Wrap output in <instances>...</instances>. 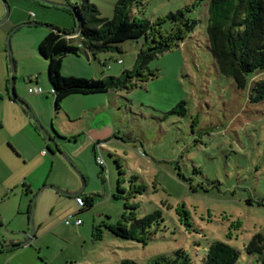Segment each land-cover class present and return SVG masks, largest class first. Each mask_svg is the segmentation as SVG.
<instances>
[{"label": "rangeland", "instance_id": "rangeland-1", "mask_svg": "<svg viewBox=\"0 0 264 264\" xmlns=\"http://www.w3.org/2000/svg\"><path fill=\"white\" fill-rule=\"evenodd\" d=\"M68 1L82 4V0ZM89 1L98 7L102 16L111 17L117 0ZM139 1L143 5L133 4L132 15L144 16L159 26L151 39L173 38L171 43L175 46L149 62V69L157 72L155 77L130 90L95 95L93 102L86 99L91 97L73 99L71 95L55 110L53 94L49 92V60L38 53L40 41L34 39V29L21 26L10 36L15 94L35 116L31 108L34 105L40 113V118H35L44 130L54 133L55 128L58 135H64L54 141L70 165L83 176L86 183L83 193L94 197L91 206L80 210L73 198L64 199L65 214L76 211V217L81 219L77 226L66 225L62 205L55 206L53 199H47L48 203L46 201L39 209L52 220L53 228L38 231L39 241L49 245L45 248L49 255L59 252L68 257L71 264H116L124 258L134 260L135 264H146L157 255L173 256L178 248L186 251L194 263L204 264L208 244L218 239L239 252L236 264H260L264 248L261 255L248 253L246 244L257 233L264 237V99L253 100L250 89L252 81L264 80V70L255 72L246 87L238 88L231 77L215 68L207 46L209 0ZM24 2L35 10H52L36 0ZM8 4L10 6L9 1ZM185 6L188 9H184ZM0 9L3 10L1 19L6 11L1 0ZM177 9L196 23L188 32L180 25L175 33L166 34L163 30L172 26L166 16ZM64 14L70 16L67 12ZM37 28L47 29L45 26ZM174 36L182 37L177 40ZM69 44L79 46L76 40ZM140 44L141 40H128L123 43L122 53L100 52L96 58L84 53L66 55L61 74L87 78L119 76L123 70L132 69ZM113 56L122 62L113 61ZM87 66L96 76L88 74ZM84 73L88 76H83ZM6 85L9 94L10 68L5 50L0 53L3 98L0 99V210L8 218L0 226V232L12 234L18 222L7 220L16 214L25 192L22 181L31 183L34 189L39 187L34 195L42 188L43 184H39L51 169L52 159L55 161L53 178L61 175V167L72 171L79 181L80 178L46 137L41 144L27 124H34L28 110L7 96ZM33 87H40L42 94L34 93ZM181 100L185 102L186 111L167 113ZM80 104H94L98 109L88 111L85 118L74 123L67 117L66 109L73 111L74 105L80 107ZM78 112L75 115L79 116ZM91 116L104 121L106 132L100 134L99 139L110 137L109 140L90 142L84 134L76 141L70 139L69 133L75 124L87 120L89 125L85 128L91 126ZM97 143H100L99 148ZM97 156L105 162L103 173ZM131 176L138 179L129 189ZM7 186L11 189L8 194ZM127 191L128 203L135 206L136 216L154 209L161 211L163 220L158 229L142 242L117 237L106 230L99 240H94L95 225H125L122 221L126 214L125 200L116 195L126 196ZM23 197L29 199L28 194L24 193ZM74 219L70 221L73 223ZM24 225L28 227L25 217Z\"/></svg>", "mask_w": 264, "mask_h": 264}, {"label": "trees", "instance_id": "trees-1", "mask_svg": "<svg viewBox=\"0 0 264 264\" xmlns=\"http://www.w3.org/2000/svg\"><path fill=\"white\" fill-rule=\"evenodd\" d=\"M63 2L72 5L76 14L64 7L38 2L44 7L57 8L70 15L73 21L72 28L61 30L70 32L78 23V30L74 37L67 38L50 29L38 44V53L49 60L47 73L51 86L49 92L53 94L54 109L60 106L65 97L74 93L130 90L143 85L148 79L157 75L156 70L149 69V62L175 46L171 43L173 38L168 41L151 39L154 29L159 27L158 23L144 16L132 15L133 4L143 5L139 0H117L111 17L102 16L98 7L89 0H82L81 6L76 2L72 4L68 0ZM184 9H188V6ZM142 12L141 10L140 13ZM166 19L172 23L170 29L163 30L166 34L175 33L180 25L186 27L185 31L188 32L196 23L195 19L185 16L181 9L170 12ZM206 34L207 46L215 68L225 76L231 77L238 88L246 87L252 81L251 77L255 72L264 70V0H209ZM181 37L174 36V39L178 40ZM73 40L78 42V47L69 44V41ZM128 40H141V44L132 69L123 70L119 76L106 75L100 78H87L61 74L62 61L66 55L84 53L87 57L91 54L96 58L100 52L122 53L123 43ZM112 60L120 62L117 56H113ZM139 76L143 77V80L138 81ZM250 89L253 91L251 96L253 100L264 99V80L252 81ZM5 90L9 96L7 85ZM1 97L0 95V99ZM184 103L182 100L179 101L167 113L186 111ZM137 179V176L130 177L129 189L136 185ZM118 187H120L119 184ZM129 191L126 192V196L116 195L125 200L126 214L122 218L125 225L117 223L95 225L92 231L94 240H99L103 231L106 230L114 236L142 242L158 229L160 221L163 220L161 211L154 209L143 216H136L133 210L135 206L128 203ZM79 196L84 203L81 208L93 204L92 195ZM263 248L264 237L260 233L255 234L246 244L248 253L258 252L261 255ZM260 257V264H264V257ZM238 258L239 252L234 247L225 241L216 239L208 244L204 264H236ZM116 264H135V262L124 258ZM146 264L196 263L191 260L186 251L178 248L174 250L173 256L157 255Z\"/></svg>", "mask_w": 264, "mask_h": 264}, {"label": "crops", "instance_id": "crops-1", "mask_svg": "<svg viewBox=\"0 0 264 264\" xmlns=\"http://www.w3.org/2000/svg\"><path fill=\"white\" fill-rule=\"evenodd\" d=\"M8 1L10 3V6H11L10 7V14L8 15V17L4 21H2L0 23V53H3L6 50L7 34L14 28V26L16 24H19V23L25 21L27 15H30V20L34 19L36 21L40 20L41 22L44 21L47 23H51V24H54L55 26H57L61 29H64V28L70 29L73 26V21H72L71 17L68 16L67 14L65 15L64 12L60 9L51 7L52 10H50L49 8H44L43 11H40V9L35 10L31 7H27L26 5H24L26 3V2H24V0H8ZM26 4H28V3H26ZM59 13H61L62 15ZM2 14H3V10L0 9V17L2 16ZM39 26H44V25L39 24V25L26 26L29 29H34L32 35H33L34 39L36 40V42H39L50 30L49 28H47L46 30H42L40 28H37ZM18 29H20V28H18ZM18 29L14 30L11 34L15 35L17 33V31H19ZM76 56H78V55H76ZM121 62H122V60L120 59V63ZM87 67H88L87 68L88 74H93L90 76H96L92 72L90 66H87ZM83 76H88V75L85 74ZM91 78H95V77H91ZM108 92L87 93V94L74 93V94H71L73 96H71V95H69V96L75 97L73 99H80L81 97H84V98L91 97V98H86V99H92V102H93V101H96L94 98L95 95H103L104 93L107 94ZM40 94H42V93L40 92ZM69 96H67V97H69ZM1 99H3V98L1 97ZM101 104L105 105L104 103H101ZM108 104H111L109 97H108ZM113 104L116 105V101H114ZM74 106L75 107H74L73 111L66 109L67 117L70 118L69 120L73 121L74 123H76L80 118H85L86 117L85 115L88 111H90V110L96 111L98 109L94 104L90 105V106H85V104L84 105L80 104V107L78 105H74ZM5 107H6V105H5ZM60 107H61V104L58 108H60ZM31 108H33V112H34L35 116L37 118H40V113L35 109L34 105H32ZM101 108H103V106ZM57 109H55V110H57ZM77 111H79L78 112L79 116L75 115V112H77ZM81 114L83 117L80 116ZM27 124L32 129L34 135L37 136L38 139H40L39 141H41V144H43L45 141V136L44 137L41 136L42 133H40V131L38 130V128L36 127L35 124H32L31 122H27ZM88 125H89V123L87 120H85V123L83 122V123L75 124L73 126L72 132L69 133L70 139L72 138V139H74V141H76L80 137L81 134H84V135H86V137L88 138V141H90V142L95 140L96 142L99 141L100 143H104V141L109 140L110 137H106V139H103V140L99 139L100 134L106 132V131H104V121L98 120V119H96V117L91 116V126L88 129H86L85 127H87ZM53 126H54V124H53ZM53 132L54 133L48 132V134L50 135L51 138H53V140L57 139L58 136L62 137V138L64 137V135H62V136L58 135L59 132L55 128L53 129ZM55 132L57 135L55 134ZM54 162H55L54 159H52L51 160V163H52L51 169H49L46 172V175L44 176V178L42 179V181L39 185L51 184V185L58 186L64 190L76 191L81 186V182L79 181L77 176L72 171H70L68 168L61 167V169H62L61 175H59L56 178H53L52 175H53ZM104 167H101L102 173L104 171V169H103ZM106 173H107V178L109 179V171H108L107 167H106ZM22 184L25 186V192L24 193L26 195L28 194L29 199H26V197H23L24 193H22L21 199H20L18 206L16 208V214L13 217H9V220H7L9 222H11L13 219L17 220L18 225L16 228L13 229V231H19V232H17V233L15 232V234H6L3 232H0V237L2 238V241L4 244L13 243V242H21L25 239L26 235L29 232V213H30V210L32 209V200L34 197L33 193L39 187H36L34 189V187H32L31 183H26L25 181H22ZM6 190H7L6 194H8V192L11 191L10 187H8V186H7ZM79 195L86 196V195H91V194L90 193H83V189H82L81 192L75 196H79ZM75 196H65V195L59 194L57 192H53V190H51V189H44L43 191H41L37 195V197L35 198V205H34L33 210H32V220H33V227H34V233L32 235V238L30 239L29 242H27L23 245L17 246V247H12V248H8V249L0 248V264H67V263L71 264L72 261L69 260L68 257L62 256V254H60L59 252H57L58 254L49 255L50 252L48 250L45 251V248L49 247V245L48 244L43 245V243H41L39 241L41 236L38 235V231L44 230V228H46V230L53 228V224H51L52 220H50L48 216H44V214L42 213V211H40L39 208L42 207V205H45L48 203L47 199H53L55 201V206L58 205V207H59V203H60V205H62L60 209L62 210L61 212H63L65 214L66 208H64L65 206H63L64 201H65L64 199H70V197H71L74 199V202L76 204L77 209L80 210L81 207L76 202ZM46 201H47V203H46ZM55 206H53V208H55ZM71 213L76 214V211L75 212H72V211L66 212V214L63 215L64 219L66 218V216L68 214H71ZM24 217L28 221V227L27 228L24 227L25 226L24 225ZM7 218L8 217H6L5 212L0 210L1 226L4 224L3 222ZM71 224H73L75 226L79 225V224L75 223V219H74L73 223H72V221H70V223L66 224V225H71ZM78 230H81V229H79V227H78Z\"/></svg>", "mask_w": 264, "mask_h": 264}, {"label": "water", "instance_id": "water-1", "mask_svg": "<svg viewBox=\"0 0 264 264\" xmlns=\"http://www.w3.org/2000/svg\"><path fill=\"white\" fill-rule=\"evenodd\" d=\"M1 1L5 5L6 11H5L4 16L0 19V23L2 21H4L8 17L9 13H10V6L8 4V1L7 0H1ZM36 1L44 3V4H47V5H50V6L64 7V8H67V9L71 10L74 14H76L75 8L72 5L66 4L64 2H58V1H54V0H36ZM39 24H42V25L46 26L47 28H49L51 30H54L56 32H59V33H61L63 35L75 34L77 32V30H78V23L75 25L73 30H71L70 32H66V31L61 30V28H59V27H57V26H55V25H53L51 23H45V22H39V21H36V20H30V15L26 16L25 21H23V22H21L19 24H16L14 26V28L7 34V38H6V52H7V58L9 59V68H10L9 96H10V98L13 101H17L20 104L25 106V109L28 110V113L30 114V117H31L32 121L34 122V124L36 125V127L38 128L40 133H42L48 139L49 143L52 145L54 150L63 158V160H65V162L67 164L70 165L69 160L63 154V152L58 148V145L53 140V138H51L50 135L48 134V132L45 131L42 128V126L37 122L35 116L31 112V109L21 99H19V97L14 92V72H15V67H14V62H13V58H12V52H11L10 43H9L10 35H11V33L14 30L18 29L21 26H31V25H39ZM71 167L76 172V174L79 176L80 182H81V186L76 191H69V190H64V189H62V188H60L58 186L51 185V184L43 185L42 188H40L34 194V197H33V200H32V209L30 210V213H29V232L26 235L25 239L23 241H21V242H13V243L4 244L3 241H2V238L0 237V248L8 249V248H12V247H17V246L23 245V244H25V243L30 241V239L32 238V235L34 233L33 220H32V210H33V207L35 205V198L37 197V195L41 191H43L44 189H51L54 192H57L59 194L65 195V196H75V195H78L81 192V190L85 186V181H84L83 177L79 174V172L76 171L73 166H71ZM15 232L17 233L19 231H13L14 234H15Z\"/></svg>", "mask_w": 264, "mask_h": 264}, {"label": "built area", "instance_id": "built-area-1", "mask_svg": "<svg viewBox=\"0 0 264 264\" xmlns=\"http://www.w3.org/2000/svg\"><path fill=\"white\" fill-rule=\"evenodd\" d=\"M69 36V35H68ZM72 37H74L75 36V34H73V35H71ZM71 36H69V37H71ZM32 91L34 92V93H40V92H42V89L40 88V87H33L32 88ZM100 143H97V147L99 148V145ZM96 161H97V163L101 166V167H104L105 166V162H104V160H103V158L101 157V156H97L96 157ZM75 199H76V202L78 203V205L81 207L84 203H83V200H82V198L80 197V196H75ZM75 217V223L76 224H80L81 223V219L80 218H78V217H76L75 216V214L74 213H71V214H68L67 216H66V218L64 219V223L65 224H69L70 223V219H72V218H74Z\"/></svg>", "mask_w": 264, "mask_h": 264}]
</instances>
